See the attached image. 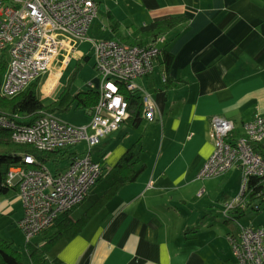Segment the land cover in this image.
<instances>
[{"label":"crops","instance_id":"0c3cea01","mask_svg":"<svg viewBox=\"0 0 264 264\" xmlns=\"http://www.w3.org/2000/svg\"><path fill=\"white\" fill-rule=\"evenodd\" d=\"M96 5L92 39L128 43L139 40V28L151 21L185 20L160 35L161 46L172 54L170 67L166 70L161 54L149 73L135 78L151 95L154 120L143 114L136 127L121 122L93 157L104 175L135 145L138 176L46 256L64 264H237L227 235L237 230L239 217L227 218L211 189L217 182L225 187L240 169L207 178L197 173L213 151L212 117L230 119L232 132L240 135L245 121L264 114V1L96 0ZM234 193L226 194L225 203ZM9 210L7 198H0V212ZM41 233L47 239L51 230Z\"/></svg>","mask_w":264,"mask_h":264},{"label":"built area","instance_id":"2783aa9c","mask_svg":"<svg viewBox=\"0 0 264 264\" xmlns=\"http://www.w3.org/2000/svg\"><path fill=\"white\" fill-rule=\"evenodd\" d=\"M96 16V0H0V56L6 61L0 95L12 97L32 84L38 96L50 94L77 46L87 38L92 41L90 56L98 75L97 81L87 83L98 93L87 124L74 126L50 111L28 122H21L16 114L0 113V127L15 142L30 143L42 151L83 142V154L58 172L30 153L20 164L9 167L7 183L18 188L22 198L18 225L27 239L80 203L102 174V163L93 158L92 147L128 115L122 81L128 89L141 93L145 118H155L151 95L135 78L152 70L164 37L148 45H131L116 38L92 39L88 31ZM211 124L213 151L197 177L219 176L233 166L240 167L241 191L226 203L227 213L238 203L245 204L241 194L249 178L264 177V158L252 147L253 141L264 139V114L245 121L238 136L228 137L234 127L230 119L215 116ZM237 226L234 234L227 235L237 264H264V226Z\"/></svg>","mask_w":264,"mask_h":264},{"label":"trees","instance_id":"16d2710c","mask_svg":"<svg viewBox=\"0 0 264 264\" xmlns=\"http://www.w3.org/2000/svg\"><path fill=\"white\" fill-rule=\"evenodd\" d=\"M184 20L185 18L182 16H173L163 20L151 21L139 28L141 38L139 40L135 39V41L128 42V44H151L155 42L160 35L166 34ZM161 54L167 70L172 61V54L164 47V45L161 46L159 55ZM5 69L6 61L3 56H0V82ZM121 83V91L128 102V116H125L123 121L128 122L131 127H136L142 121L144 114L141 93L137 89H128L123 85L124 81ZM97 99V90L87 88L80 89L74 94L62 92L49 104H45L37 95L35 85L32 84L12 97L0 95V113L9 115L16 114L21 117V122H28L45 111L51 112V110L55 108L63 109L68 107L71 100L77 102V107H84L91 111ZM230 136L238 135H234L231 131L228 137ZM75 146L76 145L59 147L52 151L38 150L30 143H18L13 141L10 137V132L5 128L0 127V195L7 193L10 188L14 187L7 183V172L11 165L20 164L23 161L25 154L30 153L37 159L46 163L51 162L55 165V168L59 169L57 166L59 163L65 162V166H67L76 156L79 155V148L77 149ZM252 147L262 158H264V139L253 141ZM136 153L137 148L135 145H132L122 154L117 163L106 174L100 175L94 187H92L84 197L85 199L89 196L88 205L83 210H80L76 216L70 214L72 213L73 206L70 210L61 212L54 219L51 225L46 229L51 230L46 241L42 244H34L28 247V253L32 264H64L61 260L49 259L46 256V251H48L58 239L62 237L72 238L78 234L88 223L95 211L104 204L121 185L128 181L135 180L139 173V169L133 168V158ZM58 171L60 170L55 172ZM241 196L244 199L245 204L238 203L230 208L226 214L227 218L235 220L236 218L245 215L250 210H255L257 212L260 211L257 200H264V177L261 179L249 178ZM0 264H23L20 252L11 248L9 242L1 237Z\"/></svg>","mask_w":264,"mask_h":264},{"label":"rangeland","instance_id":"374dc122","mask_svg":"<svg viewBox=\"0 0 264 264\" xmlns=\"http://www.w3.org/2000/svg\"><path fill=\"white\" fill-rule=\"evenodd\" d=\"M93 24L91 25L92 28ZM90 29V28H89ZM89 32V31H88ZM91 34V30H90ZM89 35V34H88ZM92 41L84 39L77 46L76 52L70 57L67 66L61 73L60 77L57 80L56 86L52 89L50 94L44 95L40 93L39 97H41L42 101L45 104H49L52 100H54L59 94L62 92H67L69 94H74L80 89L89 88L87 83L89 81H97L98 75L94 66V57L90 56ZM75 100H71L69 102V106L63 109L55 108L52 109L51 112L60 117L62 120L74 125L81 126L83 124L89 123L92 118L90 111L84 107H77ZM123 122V121H122ZM115 130V129H114ZM113 130V131H114ZM109 136V135H108ZM108 136H104L100 142L95 144L92 147V155L93 157L98 154V151L101 150L102 145H104V140L108 139ZM83 142L77 144L75 148H79V154L82 153ZM47 166L53 171L63 170L65 169V162L59 163L57 166L59 169L55 168V165L51 162L46 163ZM228 178V177H227ZM230 179V180H229ZM227 180V179H225ZM224 180V181H225ZM229 182L223 188L222 183H215L214 187L211 189L212 200L216 201L218 207L222 208V210L226 206V194L235 192V196L239 194L241 191V175L240 173L234 171L231 176L228 178ZM227 180V181H228ZM96 184V183H95ZM94 184V185H95ZM93 185V187H94ZM17 188H10V190L0 195L1 199L7 198L8 202L12 206V211L9 212H0V237L7 240L10 244V247L14 250L20 252L23 264H30L31 259L28 253V247L41 243L46 240L45 234L38 233L32 236L30 239H27L23 230L19 227L17 220L22 216L23 213V201L21 196L18 194ZM234 196V197H235ZM232 197V198H234ZM230 198L229 200H231ZM89 203V196H87L81 203L77 204L72 208V216H76L80 210H83ZM258 206L260 207V211L257 213L255 210L248 211V214L243 215L235 221L243 225L249 223H263L264 222V200H257ZM236 231H233V234ZM48 234V233H46ZM47 236V235H46ZM229 242V240H228ZM230 248L231 244L229 243ZM232 250V248H231ZM233 252V251H232ZM237 263V260H236Z\"/></svg>","mask_w":264,"mask_h":264}]
</instances>
